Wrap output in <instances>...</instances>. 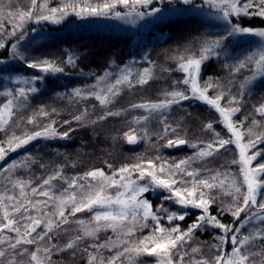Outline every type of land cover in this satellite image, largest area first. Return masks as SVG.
Here are the masks:
<instances>
[{"label":"snow or ice","instance_id":"6c2138e0","mask_svg":"<svg viewBox=\"0 0 264 264\" xmlns=\"http://www.w3.org/2000/svg\"><path fill=\"white\" fill-rule=\"evenodd\" d=\"M31 5L27 11L9 10L7 13L0 6V17L12 24L9 31L0 22V49L8 50L10 47L9 56L0 57V65L18 60L25 67L45 74L63 73L65 69L55 60L47 57L31 58L26 50H21L22 42L28 39V34L23 31L24 24L28 21L36 24H59L66 16L74 14L81 19L113 17L128 24H136L148 17L163 22L166 19L165 13L180 14L191 11L204 14L205 9L214 10L215 19L222 22L223 32L214 36L209 34L211 38H197L198 54L195 49H185L187 55L181 53L172 57L177 61V70L184 73L183 80L177 81L171 91H166L163 99L133 103L130 109H143L149 114L134 118L133 123L137 125L142 126V122L153 114L161 118L163 131L156 135L158 140L166 142L164 147H179L189 143L180 135L179 126L173 127L163 119L173 105H181L189 100L203 102L214 109L230 135L225 138L215 133L208 140L191 144L196 149L195 154L179 162L169 163L156 157L146 161L139 160L134 164H124L118 169L108 164L110 175L104 169H91L82 176L71 179L63 176L62 168L58 167L35 186L30 180L16 179L12 175L14 169L30 163V157L23 161H12L6 167L0 166V173H6L4 179L7 181L4 192L0 193V264H52L53 253L64 252H70L73 258L78 255L81 259L86 257V264H117V261L124 264L125 259L128 264H138L137 258L141 255L155 256L157 264H257L254 257L264 255V246H261V251H253V248L257 247V240L264 241V228H255L253 232L245 235L241 232L243 223L237 227L235 224L222 222L220 217L230 214L234 220L240 221L241 215L245 214L248 223L260 221L264 224V162H258V158L264 159V149L256 150L257 145H264V132L256 134L253 126L258 121L254 118L253 126L247 127L245 122L248 116L241 121L234 119L242 110L246 86L257 79H264V28L248 27L240 22L241 17L264 19V0H67L59 8H48L46 3L38 5L37 0H31ZM118 7H122L124 11L118 10ZM36 31L35 28L32 29L33 33ZM247 36L259 38L257 48L243 55L242 59L236 58L232 65H226L231 75L243 69L251 72L240 83L238 92L233 94L231 90L225 91L212 78L201 83L200 72L205 62L224 51L230 40ZM68 63L75 66L71 57ZM3 71L5 69L0 68V72ZM151 77L150 68H144L135 74L130 67L120 69L118 74L106 71L103 76L96 77V86L90 90L73 89L69 99L95 96L102 106H107L123 86H142ZM10 79L21 86L0 93L7 97L0 104V131L4 132H7L9 122L16 112L27 104L29 95L39 91L38 82L43 81L44 76H15ZM102 83L104 88L97 90V86ZM180 84L184 87H180ZM209 89L215 90L216 94L210 96ZM86 113L87 109L73 115L71 120H64L63 125L67 126L65 131L58 132L59 122L51 120L47 125L40 126L41 130L25 132L22 135L15 132L6 135L4 140H0V161L6 162L11 153L38 138L69 139L71 132L75 131L72 123L83 125ZM254 113L264 117V103L254 106ZM53 114H56V109L49 112L46 106H41L27 118V123L37 125V116L51 117ZM120 114L107 111L91 123L95 124L108 116ZM204 130L215 132L214 124L207 123ZM139 132L140 129H130L124 133V137L132 144L148 136L146 130L143 135H139ZM229 145H235L239 150V158L234 157L232 164L239 165L242 182L227 171L222 173L207 170V176H203L199 170H190L193 160H206L219 154L221 149L227 150ZM41 167L45 165L41 164ZM133 173L137 175L133 176ZM57 180H63L68 185L67 188L57 189L53 184ZM113 189L114 194L110 191ZM157 189L169 193L162 197L163 200L173 201L185 211H172L163 205L153 210L145 194ZM225 197H230V200H225ZM218 201V210L214 214L211 209ZM188 209H196L198 214L183 229L174 222L184 221ZM83 211L93 213L92 221L95 226H91L92 221L75 219L74 222L80 226L76 234L62 246L52 244L54 235L67 231L64 226L73 223L72 218ZM161 213L164 214L163 217ZM162 218H166L169 227L161 223ZM148 220L154 222L152 232L142 239H134L138 228L148 227ZM207 227L220 230L221 234L217 239L222 243H226L230 237L231 252H223L218 245H214L217 254L211 258L203 254L202 247L195 241V233ZM102 228H112L122 234V251L106 258L101 249H110L108 242L91 243L82 247L86 238L95 239ZM193 244L196 246H192ZM33 245L35 250L30 251L28 246Z\"/></svg>","mask_w":264,"mask_h":264},{"label":"trees","instance_id":"16d2710c","mask_svg":"<svg viewBox=\"0 0 264 264\" xmlns=\"http://www.w3.org/2000/svg\"><path fill=\"white\" fill-rule=\"evenodd\" d=\"M64 2L66 0H37L38 5L46 3L48 8H59ZM0 6H3L4 13L9 10L27 11L32 7L31 0H0ZM164 6L167 7V5ZM118 10L124 11L122 7H118ZM165 16L166 19L163 22L152 18L149 20V25L142 28L140 26L132 27L128 23L113 17L81 19L74 14L66 16L59 24L49 22L36 24L34 21L25 23L23 31L28 34V39L22 42L21 50H26L31 58L47 57L55 60L65 71L54 75L45 74L25 67L18 60L0 65V68L5 69V71L0 72V93L21 86L12 81L7 82L5 77L44 76V80L38 82L39 91L30 94L27 104L16 112L10 120L7 132L0 131V140H4L6 135H11L13 132L22 135L25 132L41 130L40 126L47 125L51 120L59 122L58 132L65 131L67 126L63 125L64 120H71L73 115L83 113L85 109H87V113L83 125L72 123V128L75 131L71 132L69 139L59 137L38 138L24 148L11 153L6 162L0 161V166L6 167L12 161H23L30 157L31 162L14 169L12 175L16 179L30 180L35 186L42 181V178H46L58 167L62 168L63 176L71 179L82 176L91 169H104L110 175L111 172L107 168L108 164H111L114 169H118L124 164H134L139 160L146 161L156 157H160L169 163L179 162L195 154L196 149L192 148L191 144L208 140L214 137L215 133H219L221 137L225 138L229 136L230 133L220 122L215 110L197 100L173 105L172 109L164 114L163 119H166L173 127L179 126L180 135L188 140L189 143L181 147H164L166 142L158 140L156 133H162L164 125L161 123V118H157L155 114L142 122V126L133 123L134 118L149 114L143 109H130L131 104L161 100L166 91H171L177 81L183 80L184 73L177 70V61L172 57L179 56L181 53L187 55L185 49H195L198 54L199 42L197 38H211V36L223 32L222 22L194 12L165 13ZM147 19L145 18V20ZM0 22H3L7 30H11L12 24L7 19L0 17ZM240 22L244 26L264 28V19L260 17H241ZM138 23L141 21H137L135 25ZM33 28L37 30L35 33L32 32ZM157 35L161 38H155ZM253 38V43L235 38L230 40L225 45L224 51H220L218 56H213L205 62L200 72L201 83L212 78L218 81L225 91L231 90L233 94H236L240 83L244 81L245 77L250 76L251 72L249 69H243L231 75L229 67L226 65H232L236 58L242 59L243 55L248 54L250 50L254 51L257 48L259 38L255 36ZM139 42L140 49L146 53V61L134 64V61L139 58L137 50ZM9 51L10 47L8 50L0 49V57L7 58ZM69 57L75 61V66L68 63ZM130 63L133 65L135 73L144 68L151 69L152 77L148 83L132 88L123 86L119 94L107 106H102L95 96H90L87 99H69V94L72 93L73 89L90 90L97 85V76H103L106 71L120 70ZM110 79L112 78L110 77ZM180 87H184V85L180 84ZM103 88V83L97 86V90ZM208 94L214 96L216 93L211 95L208 91ZM6 99V96L0 95V104H3ZM222 103L226 102L222 101ZM260 103H264V79H257L246 86L242 110L234 117L237 121H241L244 120L245 116H248L249 118L245 122L246 127L253 126V118L257 120L258 124L253 126L256 134L264 132V117L254 113V106H259ZM41 106H46L49 112L56 109V114L51 117L37 116V125L28 124L27 118L32 116ZM107 111L120 112L121 114L108 116L95 124L91 123ZM209 122L214 124L215 132L204 130V126ZM130 129H140L139 135H143L146 130L148 136L140 139L137 143L130 144L124 137V133ZM261 149H264V145H257L256 150ZM238 151L235 145H229L227 150L221 149L219 154L206 160L200 158L193 160L190 164V170H199L203 176H207V170L222 173L227 171L242 182L243 177L240 175L239 165L232 164L234 157L239 158ZM258 162H264V159L258 158ZM41 164L45 167L42 168ZM145 167H147L146 164ZM4 175L6 173H0V193L4 192V185L7 184ZM133 175L136 176L137 173H133ZM53 184L57 189L68 186L63 180L53 181ZM110 191L115 192L114 189ZM145 195L152 204L153 210L163 205L164 208L172 211H185L174 205L172 201L163 200L162 197L169 195V193L162 189ZM225 200H230V197H225ZM218 204L219 201L211 209L214 214L217 213ZM187 211L188 215L184 221L177 220L174 222L183 229H186L198 214L196 209H188ZM160 215L161 217L164 216L163 213ZM220 218L222 222L235 224L237 227L243 223L244 227L241 232L245 235L253 232L255 228H264V224H261L260 221L248 223L245 220V214L241 215L240 221L234 220L230 214H225ZM72 219L73 223L64 226L67 231L54 235L52 244L62 246L67 243L80 227L74 222L75 219L86 222L92 221V213L83 211L77 213L76 217ZM161 223L165 227H169L166 218H162ZM147 224L148 227L137 229L134 239H142L152 232L154 222L148 220ZM91 226H95L94 221H92ZM220 234L219 229L212 227L200 229L195 233V241L202 247L205 256L211 258L217 254L214 245H218L223 252H231L230 237L226 243H222L217 239ZM116 236L121 237L122 234L119 231H113V229H101L96 234L95 239L86 238L82 247L91 243H100V240L113 243ZM121 239L123 240L124 237L122 236ZM255 243L257 247L253 248V251H261L264 241L257 240ZM192 246H196V244ZM28 247L30 251L35 250L34 245ZM122 248L121 241L119 245L113 244L110 249H101V253L107 258L116 255L117 252L122 251ZM137 259L138 264H157L155 256L141 255ZM254 259L257 264H264V255L256 256ZM52 264H86V257L81 259L78 255L73 258L70 252L53 253ZM124 264H128L127 259H125Z\"/></svg>","mask_w":264,"mask_h":264},{"label":"rangeland","instance_id":"374dc122","mask_svg":"<svg viewBox=\"0 0 264 264\" xmlns=\"http://www.w3.org/2000/svg\"><path fill=\"white\" fill-rule=\"evenodd\" d=\"M66 2H67V0H66ZM66 2H64L63 3V5L66 3ZM63 5H61L60 7H62ZM191 11H189V12H185V13H190ZM197 14H199V15H202V16H205V17H208V18H215V16H216V13L214 12V11H208L207 9H205L204 10V14H200V13H197ZM152 19V17H148V19L147 20H145L144 22L143 21H141V23H138L137 25H135V24H129L130 26H140L141 28L142 27H147L146 25H149V20H151ZM140 28V29H141ZM254 36H247V37H243V38H240V39H238V40H240V41H243V40H247V41H250V42H252L253 43V40H254V38H253ZM155 38H161V36H156ZM158 39V40H159ZM137 50H138V52H139V58L138 59H136L135 61H134V64H140V63H143V62H145L146 61V53L145 52H143V50H141L140 49V42H139V44L137 45ZM133 65L130 63V64H128V65H126V66H124V67H122V68H120V69H123V68H126V67H130L131 68V70H132V72H133V74H135V71H134V69H133V67H132ZM142 71V70H141ZM118 72H119V69H116V70H114L113 71V73H117L118 74ZM138 72H140V71H137L136 73H138ZM51 74V73H50ZM55 74H57V73H55ZM51 75H54V74H51ZM7 82L8 81H12L10 78H4ZM209 91V93L212 95V94H215L216 93V91L215 90H213V89H209L208 90ZM134 176V175H133ZM114 194V193H113ZM172 203L174 204V205H176L173 201H172ZM178 206V205H177ZM92 215H93V213H92ZM102 229H106V230H112V228H102ZM122 236L121 237H118V236H116V240H114V242L113 243H111V241H107L109 244H110V247L113 245V244H116V245H119V243L122 241ZM103 243H105L104 241H101L100 240V244H103Z\"/></svg>","mask_w":264,"mask_h":264},{"label":"water","instance_id":"95a60500","mask_svg":"<svg viewBox=\"0 0 264 264\" xmlns=\"http://www.w3.org/2000/svg\"><path fill=\"white\" fill-rule=\"evenodd\" d=\"M181 146H183V145H181ZM181 146H179V147H181Z\"/></svg>","mask_w":264,"mask_h":264}]
</instances>
